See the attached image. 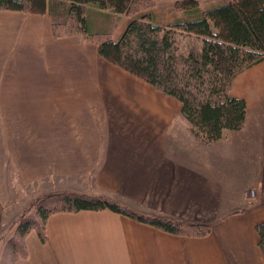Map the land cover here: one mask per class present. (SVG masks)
<instances>
[{
	"label": "crops",
	"instance_id": "obj_1",
	"mask_svg": "<svg viewBox=\"0 0 264 264\" xmlns=\"http://www.w3.org/2000/svg\"><path fill=\"white\" fill-rule=\"evenodd\" d=\"M86 16L92 32L111 35L122 20L114 39L130 22L95 6ZM63 20L0 10V236L13 186L55 180L212 230L186 237L107 210L61 212L48 218L44 243L36 232L24 239L26 257L13 264H264L256 229L264 223V60L234 80L232 95L247 106L243 129L201 142L180 130L189 126L179 101L102 59L94 44L55 37L52 24ZM179 117L186 126H176Z\"/></svg>",
	"mask_w": 264,
	"mask_h": 264
},
{
	"label": "trees",
	"instance_id": "obj_2",
	"mask_svg": "<svg viewBox=\"0 0 264 264\" xmlns=\"http://www.w3.org/2000/svg\"><path fill=\"white\" fill-rule=\"evenodd\" d=\"M155 5L151 0H0V10L64 15L52 24L55 37L94 44L102 59L179 101L196 138L214 142L224 131L243 129L246 102L234 97L232 89L240 73L264 60V0H231L205 11L196 0L177 1L176 9L191 19L167 26L153 22ZM88 6L131 21L119 39L94 33L88 27ZM105 210L173 235L204 237L212 230L210 224L144 215L110 198L64 191L35 203L34 212L19 218L16 232L22 239L36 232L44 243L51 215ZM256 229L264 254V223Z\"/></svg>",
	"mask_w": 264,
	"mask_h": 264
},
{
	"label": "rangeland",
	"instance_id": "obj_3",
	"mask_svg": "<svg viewBox=\"0 0 264 264\" xmlns=\"http://www.w3.org/2000/svg\"><path fill=\"white\" fill-rule=\"evenodd\" d=\"M49 1L51 2L53 0H49ZM60 1H66V0H60ZM151 1H154L156 4L152 11L153 22L156 25L167 26V25L175 24L180 21H186L191 19L188 14H186L181 10L176 9L175 3L181 0H151ZM196 1L199 2L201 11H205V10L213 9L220 5L227 4L231 0H196ZM125 17H127L129 21H131L130 16L125 15ZM122 28H123V21L121 20L118 22L117 26L113 28V30H111L112 37L117 38L120 33L119 31ZM182 116L180 117L184 118ZM180 117L177 119L176 126L177 127L181 126L182 128L186 125L180 123V121L184 122L183 119H181ZM186 123L188 124L189 127H185L180 130L184 131L185 129V131H187L188 129H190V132H192V127L187 120ZM181 138H182V134H180L179 136V139ZM167 139L170 141V140H177L178 138L174 139V137L170 136L169 134ZM190 140L192 142L194 141L192 136H190ZM197 140L204 142L196 138V141ZM217 143L219 148L216 149V151L214 149V151L217 153V158L222 160L223 155L225 154L223 153L224 145H222L224 143L223 141H218ZM199 146L202 147V145ZM212 146H213L212 148L217 147L216 145H214V143ZM226 148H228V146H226ZM226 162H227L226 160L223 161L224 166ZM13 187H14L12 189L13 198L8 206L9 210L5 219L6 225L5 228H3L2 234L0 236V264H13L16 259H21L22 257H24L26 253V249L24 248L25 247L24 239L26 237L22 239L18 236V233L16 232V225L21 216H23L24 214H30L31 212H34L35 203H38V201L44 199L47 196L64 191L74 192L72 191L73 190L72 188H74L73 181L72 182L65 181L59 183V181L55 180L51 182L49 181L40 182V183L38 182L30 186L22 185L20 186V189L18 188L17 185ZM12 240L15 241V245H16L15 247L13 246L14 242H12Z\"/></svg>",
	"mask_w": 264,
	"mask_h": 264
},
{
	"label": "built area",
	"instance_id": "obj_4",
	"mask_svg": "<svg viewBox=\"0 0 264 264\" xmlns=\"http://www.w3.org/2000/svg\"><path fill=\"white\" fill-rule=\"evenodd\" d=\"M251 194L254 195V191H251Z\"/></svg>",
	"mask_w": 264,
	"mask_h": 264
}]
</instances>
